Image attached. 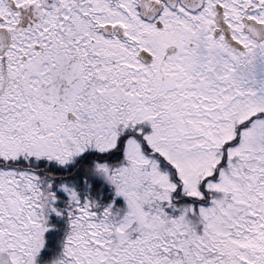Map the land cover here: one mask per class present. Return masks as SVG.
Instances as JSON below:
<instances>
[{"label":"snow or ice","instance_id":"snow-or-ice-1","mask_svg":"<svg viewBox=\"0 0 264 264\" xmlns=\"http://www.w3.org/2000/svg\"><path fill=\"white\" fill-rule=\"evenodd\" d=\"M0 264H264V0H0Z\"/></svg>","mask_w":264,"mask_h":264}]
</instances>
